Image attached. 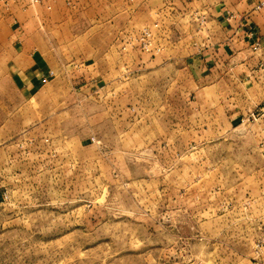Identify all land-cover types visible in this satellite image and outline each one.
I'll return each instance as SVG.
<instances>
[{
	"label": "rangeland",
	"instance_id": "1",
	"mask_svg": "<svg viewBox=\"0 0 264 264\" xmlns=\"http://www.w3.org/2000/svg\"><path fill=\"white\" fill-rule=\"evenodd\" d=\"M26 2L50 78L0 68V264H264V0Z\"/></svg>",
	"mask_w": 264,
	"mask_h": 264
},
{
	"label": "crops",
	"instance_id": "2",
	"mask_svg": "<svg viewBox=\"0 0 264 264\" xmlns=\"http://www.w3.org/2000/svg\"><path fill=\"white\" fill-rule=\"evenodd\" d=\"M25 1V2H24ZM8 0L9 10L18 13L19 25L13 26L9 22L6 26H10L11 32L9 40L6 42L8 45L7 51L0 50V68L4 70L5 74L10 77L11 85L22 93L33 92L40 85L44 84L50 77V72L47 67H44L41 61H38L39 56H46L43 53L44 49L40 45L44 44V40H40L38 28L41 17L38 15L33 20L35 28L29 32V17H28V4L26 0ZM87 0H45L40 9L47 10L49 7L52 10L61 9V7L85 10V2ZM69 2V5L67 4ZM37 9L39 6H36ZM39 11V10H37ZM36 30V31H35ZM41 60V59H40Z\"/></svg>",
	"mask_w": 264,
	"mask_h": 264
},
{
	"label": "built area",
	"instance_id": "3",
	"mask_svg": "<svg viewBox=\"0 0 264 264\" xmlns=\"http://www.w3.org/2000/svg\"><path fill=\"white\" fill-rule=\"evenodd\" d=\"M38 0H33V2H37Z\"/></svg>",
	"mask_w": 264,
	"mask_h": 264
}]
</instances>
